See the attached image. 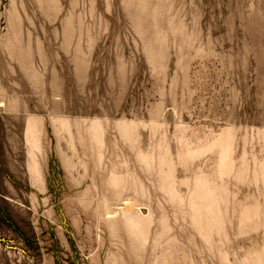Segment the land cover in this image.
Here are the masks:
<instances>
[{
  "label": "rangeland",
  "instance_id": "obj_1",
  "mask_svg": "<svg viewBox=\"0 0 264 264\" xmlns=\"http://www.w3.org/2000/svg\"><path fill=\"white\" fill-rule=\"evenodd\" d=\"M0 264H264V0H0Z\"/></svg>",
  "mask_w": 264,
  "mask_h": 264
}]
</instances>
